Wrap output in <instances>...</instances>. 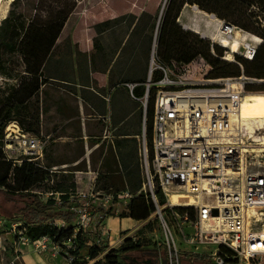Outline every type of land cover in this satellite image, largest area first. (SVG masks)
Returning a JSON list of instances; mask_svg holds the SVG:
<instances>
[{
  "label": "built area",
  "instance_id": "2783aa9c",
  "mask_svg": "<svg viewBox=\"0 0 264 264\" xmlns=\"http://www.w3.org/2000/svg\"><path fill=\"white\" fill-rule=\"evenodd\" d=\"M262 42L261 39L260 45ZM260 45H252L251 56L245 58L253 61ZM206 65L203 57L190 64H160L155 45L146 82L129 84L132 97L141 102L146 119L141 146L145 183L141 192H149L155 203L156 212L152 216L159 220L167 241L165 264H181L173 231L165 218L168 211L181 223V231L184 232L182 223L193 226L190 244H197L198 249L202 246L217 249L213 253L217 263L233 258L253 264L264 258V123L245 119L241 109L249 93L247 88L262 85L264 80L247 77L244 72L239 77L210 78L211 71L206 72ZM241 67L244 71V66ZM198 72L204 76L197 77ZM137 86L144 87L141 98L133 94ZM152 96L150 144L147 121ZM25 144L26 160L35 162L44 158L41 139L29 137ZM160 192L167 200L165 206L160 204ZM171 193L184 196L182 202L173 204ZM133 198L129 190L101 195L90 189L69 193L66 202L60 193L51 191L44 201L53 199L59 210L75 215L72 225L58 218L51 225L66 230L74 227V238L82 233L91 239V246L105 249L106 254L114 237L107 222L112 217L124 216L117 210L120 205L124 204L125 212L130 214ZM190 198L194 203H190ZM152 216L138 224L154 223ZM19 231L21 241L31 242L25 229ZM117 236L116 242L120 244L127 239L136 242L131 235L122 239L120 234ZM48 241L68 264L77 263L80 249L75 240L56 243L43 237L35 244L45 248ZM223 248L230 252H224Z\"/></svg>",
  "mask_w": 264,
  "mask_h": 264
},
{
  "label": "rangeland",
  "instance_id": "374dc122",
  "mask_svg": "<svg viewBox=\"0 0 264 264\" xmlns=\"http://www.w3.org/2000/svg\"><path fill=\"white\" fill-rule=\"evenodd\" d=\"M14 1H10L7 13L0 17V25L9 16ZM168 2L169 0H83L80 2L78 12L64 29L60 37V46L55 53V57L60 59V77L72 79L70 68L73 66L71 63L73 55L77 54L78 63L81 62L83 65L84 62H88L86 55L88 53L84 51H90L96 46L98 50H105L108 54H112L115 65L114 82L120 80L119 73H122V80H129V82L144 80L145 82L151 68L153 48L155 45L158 47L157 40L160 32L159 27L162 24V11ZM24 9L26 10V7ZM18 10L20 11V8ZM189 14L190 18L195 21L203 19L202 16L192 13V11H189ZM180 17L177 19V23L184 31L192 33L193 41L198 40L212 57L221 58L242 70L241 65L245 66V56L237 53L233 60H227L226 57L229 53L227 48L192 32L179 22ZM255 45H260V43ZM205 60L209 65H206V72H212L214 67L206 57ZM73 61L77 63V59H73ZM210 75L212 77V73ZM203 76V73L201 75L200 72L197 73V77ZM84 80L86 79L84 78ZM11 82L16 83L15 80ZM69 96V94L61 92L60 102L62 105L65 101L71 100ZM121 97V116L125 119V123L121 127H117L115 118L111 120L109 117L100 122H88L86 119L88 127L86 130H82L78 117H73L74 119L68 121L66 119L68 116H66L57 119L49 118L46 123H52L51 127L55 130L46 131L41 128L39 135L22 131L14 125H10L6 129L5 149L9 157L18 164L28 157L26 155L28 149L25 144L27 136L42 140L45 146L44 158L35 160L33 163L49 167L50 173H53L52 178L44 180L36 188L43 200L46 199L47 193L51 192L57 183L67 176L72 177L71 183H76V191L87 192L94 189L97 193L104 195L129 190L138 195V189L145 183L141 153L145 133V113L141 102L136 101L132 97V93L118 88V93L113 101L120 100ZM31 108L34 109L33 105ZM89 120L93 119L91 120L90 117ZM40 121H42L41 118ZM25 122L31 123L30 120ZM147 124V137L150 142L148 132L151 126L150 117H148ZM24 128L27 129V127ZM144 194L145 197L149 196V192H144ZM14 208L9 196L0 190V214L2 215L0 218V264H26L27 260L28 264H42L41 258L45 259L48 264H68L54 251L53 245L49 241L44 244L45 248L39 247L41 244H35L33 240L31 242L21 241L18 227L25 225V219L22 214H14ZM117 210L124 213V216L129 215L125 212L124 204L120 205ZM152 218L155 222H148L146 225L130 222L132 225L130 231L121 233L120 238L131 235L136 238L135 243L142 245L141 251L131 253L128 257H134L140 261L154 259L155 263L153 264H165L163 260H165L168 251L166 236L160 228L159 220H155V216ZM165 218L173 231L181 264H248L247 261L233 258L230 263L223 261L217 263L213 255L217 250L215 247L204 248L202 246L198 249L197 244H190L189 241L195 232L191 224L183 225L182 223L183 232L180 230L181 223L174 218L173 214L168 211ZM122 224L127 223L123 222ZM117 239L118 236L114 235L112 246H108L107 253L91 260H88V257L93 246L89 243L86 244L82 248L76 264H97L98 262L109 264L105 255L112 250H119L125 245V243H117ZM173 247L175 246L173 245ZM148 251H156L157 254L151 255ZM187 255H201L204 256L205 261L189 260L186 258ZM36 256H40V258L38 259ZM119 263L135 262L128 258L120 260ZM253 264H264V258L256 260Z\"/></svg>",
  "mask_w": 264,
  "mask_h": 264
},
{
  "label": "trees",
  "instance_id": "16d2710c",
  "mask_svg": "<svg viewBox=\"0 0 264 264\" xmlns=\"http://www.w3.org/2000/svg\"><path fill=\"white\" fill-rule=\"evenodd\" d=\"M82 1L15 0L9 16L0 25V190L4 191L13 202L15 207L13 213L24 215L25 225L19 228L26 230L25 234L30 240L36 241L49 237L56 243H61L73 239L80 249L77 254H80L82 248L91 239L82 233H78L77 238H74L76 234L74 227L66 230L51 225V222L57 218L72 225L75 215L59 210L53 199L45 202L36 190L44 180L53 177L50 168L26 159L18 164L9 157L4 142L6 129L14 123L27 133L36 135L41 133L40 96L43 86L49 82L46 65L52 55L57 52L58 41L69 21L78 12L79 3ZM186 4L196 5L226 23L261 37L263 42L259 46L255 59L244 60V71L221 58L212 57L198 40L191 39L192 33L182 29L177 19ZM159 29L157 61L160 64L166 66H170L173 62L190 64L199 57H206L214 67L209 73L210 78L239 77L244 72L247 77L264 80V0H169ZM220 56H223L222 53ZM19 69H21L20 72H18ZM159 78L160 75L157 74L156 79ZM14 80L16 83L11 82ZM145 82L137 80L131 84ZM247 91L264 92V84L249 86ZM144 93L143 86H137L133 90L137 98L143 97ZM32 105L35 111L32 110ZM153 113L154 97L152 96L148 111V117L151 118L150 131L148 129L150 144ZM27 120L31 123H26ZM71 178V176L63 178L52 189L53 192L61 194L64 202L67 201L69 193L76 191V183H71ZM142 188L140 186L138 189V195L132 193L134 198L131 200L130 214L126 215L136 221H146L156 212L155 203L151 197L147 195L145 197L144 192H141ZM159 200L162 206L166 204V198L162 192L159 193ZM180 212H183V209H180ZM1 216L0 214V218ZM92 248L91 259H96L105 252V249ZM141 250V243L127 239L121 249L110 251L105 258L109 264H121L120 260L128 259L131 253ZM222 250L230 252L225 248ZM148 253L157 254L156 251H148ZM186 258L205 261L204 256L201 255H187ZM231 260L225 258L223 262L230 263Z\"/></svg>",
  "mask_w": 264,
  "mask_h": 264
},
{
  "label": "crops",
  "instance_id": "0c3cea01",
  "mask_svg": "<svg viewBox=\"0 0 264 264\" xmlns=\"http://www.w3.org/2000/svg\"><path fill=\"white\" fill-rule=\"evenodd\" d=\"M58 45L60 46V39ZM84 52L88 53L86 54L88 62H84L83 65L81 62L78 63L77 54L72 57L71 63L73 66L70 68L72 79H63L60 77V59L55 57V54L48 61L46 75L49 82L43 86L40 96V118L42 120L40 124L42 130H55L51 127L52 123H46L49 118L57 119L66 116H68L66 118L68 121L74 119L73 117H78L82 130L87 129V120L88 122H100L109 117L111 120L113 118L117 120V127L124 125L125 119L121 116L122 97L116 101H113V98L118 93V88H122L125 92L131 93L128 84L137 80L130 82L129 80H122V73H119L120 80L114 82L115 65L112 54H108L105 50H98L96 46L92 50ZM73 59H77V63H74ZM61 92L69 94L71 99L70 101H65L64 105L60 102ZM72 110L74 111L72 112ZM90 117L91 120L93 119L92 121L89 120ZM12 125L20 128L15 123ZM123 222L127 224L123 225ZM130 222H136L138 224L141 221H136L129 216H123L112 217L108 220L107 224L112 229L113 235H119L123 231L130 230L132 227ZM36 257L38 259L40 258V256ZM40 262L42 264H48L42 258ZM26 264H28V260Z\"/></svg>",
  "mask_w": 264,
  "mask_h": 264
},
{
  "label": "bare ground",
  "instance_id": "6f19581e",
  "mask_svg": "<svg viewBox=\"0 0 264 264\" xmlns=\"http://www.w3.org/2000/svg\"><path fill=\"white\" fill-rule=\"evenodd\" d=\"M10 1L11 0H0V17L7 13ZM189 11L202 16L203 19L201 21L191 19ZM179 22L192 32L202 35L227 48V50H229L226 57L227 60H233L234 55L237 53L250 57V48L252 45L261 42L260 37L235 26L234 28L226 27L224 21L212 17V15L196 6L186 5ZM241 113L245 119L264 123V92L247 93L242 103ZM27 138H29V136H27ZM182 197L184 196H179L174 193L169 195L170 201L175 205L182 202ZM190 203H194L193 198H190Z\"/></svg>",
  "mask_w": 264,
  "mask_h": 264
},
{
  "label": "water",
  "instance_id": "95a60500",
  "mask_svg": "<svg viewBox=\"0 0 264 264\" xmlns=\"http://www.w3.org/2000/svg\"><path fill=\"white\" fill-rule=\"evenodd\" d=\"M196 7H198V6H196ZM163 12H164V10L162 11V14H163ZM162 14H161V16H162ZM212 17L217 18V16L214 15V14H212ZM225 24H226V27H233L234 28V26L232 24H230V23H226L225 22ZM215 214H217V212H215ZM133 261L135 263H137V264H139V263H142V264H151V263L154 262V259H147V260H144V261H140V259L133 258Z\"/></svg>",
  "mask_w": 264,
  "mask_h": 264
},
{
  "label": "flooded vegetation",
  "instance_id": "af4514ba",
  "mask_svg": "<svg viewBox=\"0 0 264 264\" xmlns=\"http://www.w3.org/2000/svg\"><path fill=\"white\" fill-rule=\"evenodd\" d=\"M128 258H130V259H132V260H133V258H134V257H128Z\"/></svg>",
  "mask_w": 264,
  "mask_h": 264
}]
</instances>
